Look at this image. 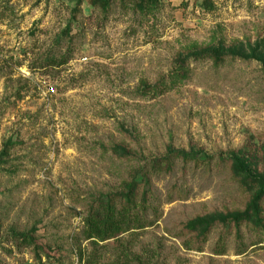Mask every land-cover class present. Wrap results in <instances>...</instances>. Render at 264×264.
<instances>
[{"label": "rangeland", "instance_id": "1", "mask_svg": "<svg viewBox=\"0 0 264 264\" xmlns=\"http://www.w3.org/2000/svg\"><path fill=\"white\" fill-rule=\"evenodd\" d=\"M140 2L0 0V264H264V0Z\"/></svg>", "mask_w": 264, "mask_h": 264}, {"label": "trees", "instance_id": "2", "mask_svg": "<svg viewBox=\"0 0 264 264\" xmlns=\"http://www.w3.org/2000/svg\"><path fill=\"white\" fill-rule=\"evenodd\" d=\"M158 0H141V6L150 5ZM129 206L117 209L115 204L106 202L101 205L99 210L90 212L84 218V237L86 240L107 241L118 237L120 234L131 229L142 228L145 226L136 212H133L131 198L127 199ZM135 206V205H134ZM221 252V251H220ZM93 264V260H89Z\"/></svg>", "mask_w": 264, "mask_h": 264}]
</instances>
